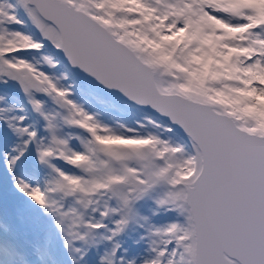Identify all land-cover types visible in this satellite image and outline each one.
<instances>
[{
	"label": "snow or ice",
	"instance_id": "obj_1",
	"mask_svg": "<svg viewBox=\"0 0 264 264\" xmlns=\"http://www.w3.org/2000/svg\"><path fill=\"white\" fill-rule=\"evenodd\" d=\"M0 264H264V0H0Z\"/></svg>",
	"mask_w": 264,
	"mask_h": 264
}]
</instances>
